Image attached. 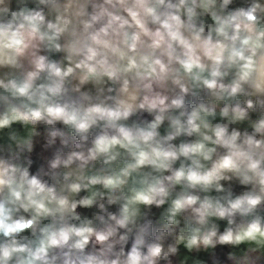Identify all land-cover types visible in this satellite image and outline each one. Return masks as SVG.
I'll return each instance as SVG.
<instances>
[{
  "label": "clouds",
  "instance_id": "obj_1",
  "mask_svg": "<svg viewBox=\"0 0 264 264\" xmlns=\"http://www.w3.org/2000/svg\"><path fill=\"white\" fill-rule=\"evenodd\" d=\"M0 264H264V0H0Z\"/></svg>",
  "mask_w": 264,
  "mask_h": 264
}]
</instances>
